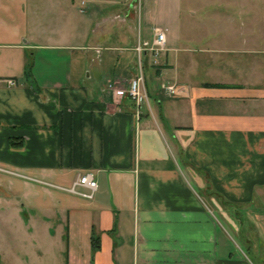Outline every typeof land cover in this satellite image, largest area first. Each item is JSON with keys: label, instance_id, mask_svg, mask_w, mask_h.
Here are the masks:
<instances>
[{"label": "crops", "instance_id": "obj_1", "mask_svg": "<svg viewBox=\"0 0 264 264\" xmlns=\"http://www.w3.org/2000/svg\"><path fill=\"white\" fill-rule=\"evenodd\" d=\"M135 3L0 0V166L18 173L0 170V214L30 245L11 260L1 247L0 264H256L212 207L264 264V2L236 18L221 2L205 37L182 36V0ZM156 27L166 47L157 65L142 55L151 112L137 116L113 89ZM86 170L91 198L45 183Z\"/></svg>", "mask_w": 264, "mask_h": 264}, {"label": "rangeland", "instance_id": "obj_2", "mask_svg": "<svg viewBox=\"0 0 264 264\" xmlns=\"http://www.w3.org/2000/svg\"><path fill=\"white\" fill-rule=\"evenodd\" d=\"M242 1V0H182V12H181V26H182V36L183 37H189L192 33L200 34L199 37H205V35H202L201 32L204 31L206 33V30H208L209 27L206 26L207 21V15L214 11V9L222 4L221 2H227L229 6L226 5L227 9L234 8L236 3ZM255 2H264V0H255ZM237 7V6H236ZM235 7V9H236ZM126 8H124V11ZM138 9V5H137ZM134 10V14L136 12L138 13V10ZM231 11V12H230ZM230 14H232L235 17L236 11L234 9L229 10ZM264 13V10L262 11ZM236 18V17H235ZM115 27L121 26L120 24L122 21L118 20V18H115L114 22H112ZM112 24V25H113ZM134 33L136 34V30H134ZM114 40V37L111 38L110 42H117L112 41ZM197 189V188H196ZM201 192V189H197ZM203 194V193H202ZM205 196V195H204ZM213 209V218L217 222L218 228L223 226V228H227V234L229 236V242L230 246L232 248V251L239 252V254L243 251L245 252V256L250 258L254 263L261 264L258 262L257 258L254 256L253 251L248 247V242L245 240V238L242 236L240 231L233 230L231 224L227 223L225 219H223L220 215V212H218L214 207ZM2 214H0V225H3L4 221V231H2V226H0V248H4V255L7 260H11L14 258V253L18 252L20 254V257H24L21 254H24L23 252L29 253V240L27 239L25 233L23 232V229L20 227L21 222L17 218H2ZM25 219V218H24ZM27 220V219H26ZM25 220V221H26ZM228 224V225H227ZM245 228L247 232H250L251 226H247V223H245ZM251 235V234H250ZM26 245V246H25ZM24 250V251H23ZM21 251V252H20Z\"/></svg>", "mask_w": 264, "mask_h": 264}, {"label": "built area", "instance_id": "obj_3", "mask_svg": "<svg viewBox=\"0 0 264 264\" xmlns=\"http://www.w3.org/2000/svg\"><path fill=\"white\" fill-rule=\"evenodd\" d=\"M80 2L83 5L85 0H80ZM135 4L139 5V0H136ZM165 47L166 37L165 31L162 28L156 27L150 40L138 38L137 43L134 46V50L137 53L136 71L129 79L126 86L115 87L113 89V96L117 101H120V98L125 95H128L132 99L134 111L137 116L142 112L144 105L147 107V110L151 112L148 92L146 89L142 55L145 52H148L151 57L152 64L157 65L159 63L160 55L165 50ZM6 81L8 84L15 83L14 79L12 78H7ZM161 87L170 93H174L177 90V86L174 83H168L165 80L161 82ZM0 170L17 173L16 171L9 170L2 166H0ZM45 183L87 198L93 197L95 191L98 188V183L95 178L94 171L92 170H86L78 174L67 186L50 182Z\"/></svg>", "mask_w": 264, "mask_h": 264}, {"label": "trees", "instance_id": "obj_4", "mask_svg": "<svg viewBox=\"0 0 264 264\" xmlns=\"http://www.w3.org/2000/svg\"><path fill=\"white\" fill-rule=\"evenodd\" d=\"M30 62H31V61L29 60V64H30ZM113 231H115V225H114L113 228H112V232H113Z\"/></svg>", "mask_w": 264, "mask_h": 264}]
</instances>
